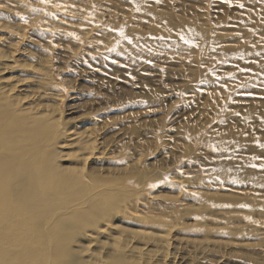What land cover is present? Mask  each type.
I'll return each mask as SVG.
<instances>
[{
  "label": "rangeland",
  "instance_id": "374dc122",
  "mask_svg": "<svg viewBox=\"0 0 264 264\" xmlns=\"http://www.w3.org/2000/svg\"><path fill=\"white\" fill-rule=\"evenodd\" d=\"M0 108L41 264H264V0H0Z\"/></svg>",
  "mask_w": 264,
  "mask_h": 264
},
{
  "label": "bare ground",
  "instance_id": "6f19581e",
  "mask_svg": "<svg viewBox=\"0 0 264 264\" xmlns=\"http://www.w3.org/2000/svg\"><path fill=\"white\" fill-rule=\"evenodd\" d=\"M9 119L11 118L8 109L0 108V153H4L3 156L0 155V182L5 181L8 184L7 188L10 187L9 191H7L8 189L5 191L0 187V243L2 244L0 247H16L19 245L22 248L24 245L23 239L25 237L33 238L32 234H36L33 223L30 221L35 218V215H33L34 209L43 203L46 196L39 194L37 186L33 184V181L38 179L37 176L34 174L29 175L30 173L27 175L31 165L26 152L28 153L31 149L27 145L28 142L18 138L19 133L16 129L20 128L21 124L11 121L9 123H12V127L7 130V126L10 125L7 123ZM32 140L35 141L36 138ZM13 190L15 193H13ZM39 195L41 196L40 200ZM14 197L17 202L14 201ZM16 204H20L23 208L22 211L18 210ZM30 224L32 227L29 226ZM54 243L55 247L51 251L53 264H76L72 261L64 239L55 236ZM21 248L18 252H10L9 257L2 255V252H0V264H41L42 261L39 258L42 248L32 254Z\"/></svg>",
  "mask_w": 264,
  "mask_h": 264
}]
</instances>
